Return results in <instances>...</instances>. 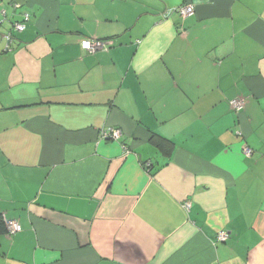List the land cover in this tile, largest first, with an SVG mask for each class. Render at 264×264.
<instances>
[{
    "label": "crops",
    "instance_id": "obj_1",
    "mask_svg": "<svg viewBox=\"0 0 264 264\" xmlns=\"http://www.w3.org/2000/svg\"><path fill=\"white\" fill-rule=\"evenodd\" d=\"M1 7L0 264H264V0Z\"/></svg>",
    "mask_w": 264,
    "mask_h": 264
},
{
    "label": "built area",
    "instance_id": "obj_2",
    "mask_svg": "<svg viewBox=\"0 0 264 264\" xmlns=\"http://www.w3.org/2000/svg\"><path fill=\"white\" fill-rule=\"evenodd\" d=\"M178 12L180 13L181 16L187 17L194 14L195 8L193 5H184L178 8ZM2 13L5 15L4 10L2 11ZM29 22H30V15L24 14L22 20L14 23L13 29L16 32L25 31ZM6 41H7L6 50H10L14 42L13 35L8 34L6 36ZM81 47L88 53L95 54L99 51L108 49L110 47V44L108 42L100 41L98 39H83L81 41ZM231 105L235 111L239 112L244 109L245 101L243 99H236L231 102ZM121 137L122 134L120 130H118L117 128H110L102 132V138L105 140L118 141L121 139ZM245 154L247 157H249L252 154V150L250 148H245ZM5 224L7 226L8 233L11 235H14L22 231L21 225L15 220L5 219ZM226 238H227V234L225 232L219 233L218 235L219 241H225Z\"/></svg>",
    "mask_w": 264,
    "mask_h": 264
},
{
    "label": "trees",
    "instance_id": "obj_3",
    "mask_svg": "<svg viewBox=\"0 0 264 264\" xmlns=\"http://www.w3.org/2000/svg\"><path fill=\"white\" fill-rule=\"evenodd\" d=\"M100 41L108 42V40H100ZM150 141L154 145V147L158 149L166 157H170L175 149V143L173 141L158 135L152 136ZM4 226L5 225L3 220L2 221L0 220V230Z\"/></svg>",
    "mask_w": 264,
    "mask_h": 264
},
{
    "label": "rangeland",
    "instance_id": "obj_4",
    "mask_svg": "<svg viewBox=\"0 0 264 264\" xmlns=\"http://www.w3.org/2000/svg\"><path fill=\"white\" fill-rule=\"evenodd\" d=\"M2 10H4V8L1 7V8H0V13L2 12Z\"/></svg>",
    "mask_w": 264,
    "mask_h": 264
}]
</instances>
